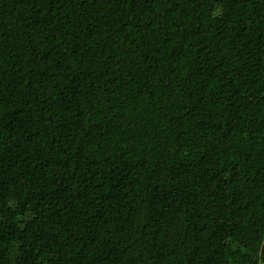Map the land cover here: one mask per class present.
Listing matches in <instances>:
<instances>
[{
	"label": "trees",
	"instance_id": "1",
	"mask_svg": "<svg viewBox=\"0 0 264 264\" xmlns=\"http://www.w3.org/2000/svg\"><path fill=\"white\" fill-rule=\"evenodd\" d=\"M0 264H264V0H0Z\"/></svg>",
	"mask_w": 264,
	"mask_h": 264
}]
</instances>
